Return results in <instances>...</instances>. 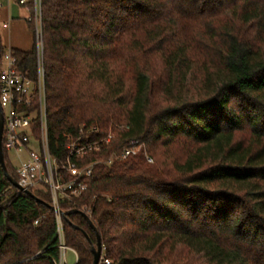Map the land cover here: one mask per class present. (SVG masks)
Masks as SVG:
<instances>
[{"label": "trees", "instance_id": "1", "mask_svg": "<svg viewBox=\"0 0 264 264\" xmlns=\"http://www.w3.org/2000/svg\"><path fill=\"white\" fill-rule=\"evenodd\" d=\"M28 22L33 48L12 51L36 78ZM41 26L52 153L81 130L113 133L81 164L145 144L63 202L76 264L98 235L110 264H264V0H41ZM32 192L0 163V264H60L51 195Z\"/></svg>", "mask_w": 264, "mask_h": 264}, {"label": "built area", "instance_id": "2", "mask_svg": "<svg viewBox=\"0 0 264 264\" xmlns=\"http://www.w3.org/2000/svg\"><path fill=\"white\" fill-rule=\"evenodd\" d=\"M1 2V0H0ZM28 4L29 0H18ZM35 10L29 17L36 24V42L38 47L37 77L32 78L18 67V59L12 50L1 54L0 67V117L4 122L3 147L15 151L21 163L17 166L18 183L26 190H45L51 195V205L57 215L58 236L60 239L61 261L66 264V244L62 209L63 202L73 203L87 190V179L93 174L94 166L99 162L110 165L115 160L126 159L144 151L145 144L137 138L129 140L121 153H114L107 161H93L88 164L79 162L84 156L101 150L109 143L113 133H102L100 139H90L88 133L81 130L78 137L68 135L67 156L59 158L50 149L46 97V73L41 26V0H35ZM39 3V4H38ZM89 132H99L92 127ZM22 153H26L23 158ZM149 162L154 159L146 152ZM82 211L89 217L90 209ZM38 222V221H36ZM72 249V248H70ZM75 253L76 251L72 249ZM77 255V253H76ZM110 264L103 251L101 263Z\"/></svg>", "mask_w": 264, "mask_h": 264}, {"label": "crops", "instance_id": "3", "mask_svg": "<svg viewBox=\"0 0 264 264\" xmlns=\"http://www.w3.org/2000/svg\"><path fill=\"white\" fill-rule=\"evenodd\" d=\"M35 5V0H29L26 5L20 4L18 0H1L0 40L6 51L13 49L27 51L33 48L35 37L28 20L35 10Z\"/></svg>", "mask_w": 264, "mask_h": 264}, {"label": "water", "instance_id": "4", "mask_svg": "<svg viewBox=\"0 0 264 264\" xmlns=\"http://www.w3.org/2000/svg\"><path fill=\"white\" fill-rule=\"evenodd\" d=\"M1 54L2 53H1V41H0V67H1ZM3 131H4V122H3L2 117H0V163L3 166L6 175L9 177V179L13 182V184L16 187H18L21 191H25V192L31 194L32 196H35V194L32 191L24 189L18 183V181L10 175V173L8 171L7 163H6V160H5L4 149H3ZM74 211L83 214L90 221V223L92 225H94L93 222L91 221L90 217L85 212L80 211V210H74ZM85 235H86V237H88V234L85 233ZM92 251L94 253V262H93V264H100L101 263L102 254H103V245H102V240H101L100 235H98V244H97V246L92 244Z\"/></svg>", "mask_w": 264, "mask_h": 264}, {"label": "rangeland", "instance_id": "5", "mask_svg": "<svg viewBox=\"0 0 264 264\" xmlns=\"http://www.w3.org/2000/svg\"><path fill=\"white\" fill-rule=\"evenodd\" d=\"M9 155H10V158H11L12 162L16 166H18L21 163V161L17 157V153L15 151H11L9 153ZM22 156H23V158H25L26 157V153H22ZM65 257H66V264H76V262H77V255H76V253L72 249L68 248L65 251ZM62 264H64V263H62Z\"/></svg>", "mask_w": 264, "mask_h": 264}]
</instances>
